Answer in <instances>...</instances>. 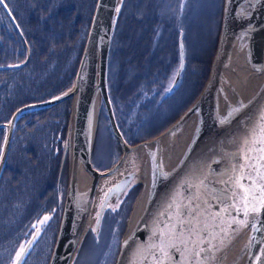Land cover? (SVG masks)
Instances as JSON below:
<instances>
[{
	"label": "rangeland",
	"instance_id": "obj_1",
	"mask_svg": "<svg viewBox=\"0 0 264 264\" xmlns=\"http://www.w3.org/2000/svg\"><path fill=\"white\" fill-rule=\"evenodd\" d=\"M97 1L0 3V161L14 112L73 87ZM224 2L121 0L108 89L117 124L130 145L165 133L202 93L220 37ZM180 39L186 65L169 93L181 64ZM73 122V98L18 116L0 177V264H16L17 253L34 235L22 264H49L65 208ZM122 152L104 104L93 165L108 171L117 165ZM132 164V178L118 198L114 195L103 204L112 184L99 185L97 207L71 264H84L98 243L96 229L100 230L112 212L128 214L133 197L127 193L139 189L144 162ZM45 217L49 219L45 221Z\"/></svg>",
	"mask_w": 264,
	"mask_h": 264
},
{
	"label": "water",
	"instance_id": "obj_2",
	"mask_svg": "<svg viewBox=\"0 0 264 264\" xmlns=\"http://www.w3.org/2000/svg\"><path fill=\"white\" fill-rule=\"evenodd\" d=\"M120 3L121 0L97 1L88 38L79 63L73 87L66 93L56 98L20 107L16 110V112H14L9 124V131L0 161V177L7 161V156L13 139L15 123L18 116L27 110L54 105L68 98H73L74 100L75 112L73 122V140L75 148L72 155L70 179L66 193L65 208L61 220L60 231L49 264H71L84 235L83 230L84 228L85 230L87 228L88 223L86 224V213L87 211L93 209L96 193L100 185L99 182H101V175L107 173L106 171H99L95 169L92 162L95 134L99 118L98 108L96 106V102L98 100L103 101L105 104L112 130L117 141L122 147L124 154L138 152L139 150L145 149L149 159H151V162L154 163L156 159L160 158L158 151L160 152L159 143L161 140L168 135L170 131L189 120L199 108L205 107L206 104L209 105L208 115L212 113V115L205 119L207 121L206 123H208L206 131L209 130L210 121L213 117L215 89L221 77V73H225V62L228 65V69L232 70L237 59H240L237 57L240 56L244 59L245 67L251 74L261 75L264 71V0H245L240 4H236L234 0H225L220 37L209 78L202 93L188 108V110L182 114L178 121H176L165 133L153 140H146L136 145H129L117 124L108 89L109 59ZM179 47L181 64L169 93H171L177 86L185 67V48L181 39ZM233 53H237L235 58L233 57ZM209 95L210 100L208 99ZM261 113H264V99L262 105L255 112L253 119L247 123L245 128L231 136L217 149L211 152L210 155L212 156H210L203 165L197 164L196 167L189 170V174H192L190 176V183H188V187L184 186L181 189L179 186H174V190L170 188L168 189L165 185H163V183L162 185L159 184L162 182V180H160V174H156L157 172L155 171L152 172V176L150 175L152 182L154 179L157 180V182L159 181L156 188L161 191H165V194L155 203V198H153V201L150 203V212L147 213L145 217L147 226L144 228L142 227L139 233V237L141 236L139 242L137 245L129 247L120 264H131V261L134 258L133 253L137 246L152 240L153 233L155 232L157 225L163 227V221L167 220V214L169 212L166 205L174 194L178 193L179 199L186 200L195 193V189L192 188V185L198 179L207 177L206 183L210 182L212 178L217 179L215 181L216 183L221 179H226L223 170L230 167V162L236 156L241 137L244 136L247 133V130L251 128L259 119ZM203 132L204 131H202L201 134H203ZM236 140H238L239 143H235ZM224 147H226V149ZM217 153H225L226 156L219 158L221 154ZM135 161L136 160H134V162ZM118 164L119 162L116 166L110 169L112 173L117 168ZM78 166H82L87 169L92 178L89 184L84 214L80 218L74 230L75 211L72 209L71 202L76 194L74 192V183L76 180ZM161 174L163 176V173ZM217 175L219 177H217ZM131 178V173L125 174L119 181L117 180L113 183L111 185L112 187L108 190L103 204L112 201L114 195H117L116 198H118V193L127 187ZM217 185L219 186V190L220 185L222 184L217 183ZM209 187L214 188L213 184H209ZM221 207L223 206L216 205L214 210L220 211ZM232 215L235 216L236 213L233 211ZM240 218L243 219L242 216ZM254 222L257 224V227L260 228L259 231L253 229L252 223L245 228L233 225L235 230L226 235L223 238L222 243L217 241V247L215 249L203 254L206 258V264H218L223 254L227 252L229 248H232L235 242L245 233H250V235L254 236V247L252 254L250 253L251 256H247V264H264V256H261V253L264 252V211H262L259 221ZM99 233L100 231L97 228L95 231L96 236H98ZM34 238L35 235L25 247L26 252L21 257L20 264L24 261ZM205 247H207V245H205ZM258 256H261L259 262L255 259Z\"/></svg>",
	"mask_w": 264,
	"mask_h": 264
},
{
	"label": "bare ground",
	"instance_id": "obj_3",
	"mask_svg": "<svg viewBox=\"0 0 264 264\" xmlns=\"http://www.w3.org/2000/svg\"><path fill=\"white\" fill-rule=\"evenodd\" d=\"M243 1L245 0H234L236 4H240ZM167 12L171 11L167 10ZM236 56L237 53H233V57L235 58ZM237 58L240 59H237L232 70L228 69L226 62V65L224 64L225 73H221V77L216 85L213 117L208 131H206L208 123H206L205 119L212 115V113L208 115L209 105L206 104L205 107L199 108L189 120L170 131L161 140L159 143L160 152L158 151L160 158L156 159L154 163L149 159L145 149L127 154H124L123 151L118 160L119 164L113 173L108 170L106 174L101 175V182L99 183L111 185L117 180L119 181L125 174H129L134 160L144 162L143 171L140 174L141 183L139 189H136V191L132 189L127 193L128 197H133L134 199H132L130 207L128 206L126 209H129L128 214L123 215L121 212H112L109 215L99 230L97 245L94 250L89 252L84 264H120L129 247L137 245L141 238V236L139 237V233L142 227L147 226L145 217L150 212V203L153 201V198H155V203L165 194V191L156 188L159 181L157 182L154 179L152 182L151 176L153 171L157 172L156 174H160L162 182L159 184L162 185L163 183L168 189L174 190L176 186H179L181 189L184 186L188 187L192 174H189V170L196 167L197 164L203 165L212 156L210 155L211 152L231 136L245 128L247 123L253 119L255 112L262 105L264 99V71L261 75H253L245 67L244 59L240 56ZM208 99L210 100V95ZM96 106L100 115L104 102L98 100ZM202 131H204L203 134H201ZM235 143H239V141L236 140ZM68 148V152L71 153L70 159L72 163V155L75 148L73 133ZM224 148L226 149V147ZM225 156V153H222L219 158ZM228 170L229 168L223 170L225 178H227L225 173ZM161 173H163V176ZM217 177L219 176L217 175ZM91 178L92 176L87 169L78 166L74 183V192L76 194L71 202L72 209L75 211L74 230L85 211ZM216 180V178H212L209 184H213L214 188L218 190L219 186L215 182ZM222 187L224 185H220V188ZM97 200L98 197L95 198L94 204ZM96 207L87 211V222L91 219V212ZM84 231L85 228L83 234ZM253 247L254 236L250 235V233H245L235 242L232 248H229L223 254L218 264H247V256H251Z\"/></svg>",
	"mask_w": 264,
	"mask_h": 264
},
{
	"label": "snow or ice",
	"instance_id": "obj_4",
	"mask_svg": "<svg viewBox=\"0 0 264 264\" xmlns=\"http://www.w3.org/2000/svg\"><path fill=\"white\" fill-rule=\"evenodd\" d=\"M225 175L217 181L224 185L219 190L209 187L203 177L192 185L195 193L190 198L181 200L174 194L167 202L163 227L157 225L152 240L137 246L131 264H206L203 254L215 249L217 241L222 243L235 230L233 225L245 228L252 223L254 230H260L254 221L264 211V113L241 137ZM216 205L223 207L216 211ZM25 252L17 253V264ZM261 256L255 259L259 262Z\"/></svg>",
	"mask_w": 264,
	"mask_h": 264
},
{
	"label": "flooded vegetation",
	"instance_id": "obj_5",
	"mask_svg": "<svg viewBox=\"0 0 264 264\" xmlns=\"http://www.w3.org/2000/svg\"><path fill=\"white\" fill-rule=\"evenodd\" d=\"M185 65H186V63H185ZM182 77V76H181Z\"/></svg>",
	"mask_w": 264,
	"mask_h": 264
}]
</instances>
